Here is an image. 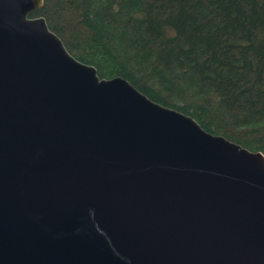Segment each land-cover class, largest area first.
<instances>
[{
    "label": "water",
    "instance_id": "1",
    "mask_svg": "<svg viewBox=\"0 0 264 264\" xmlns=\"http://www.w3.org/2000/svg\"><path fill=\"white\" fill-rule=\"evenodd\" d=\"M0 0V264H264V154L74 57Z\"/></svg>",
    "mask_w": 264,
    "mask_h": 264
},
{
    "label": "trees",
    "instance_id": "2",
    "mask_svg": "<svg viewBox=\"0 0 264 264\" xmlns=\"http://www.w3.org/2000/svg\"><path fill=\"white\" fill-rule=\"evenodd\" d=\"M28 15L100 77L264 154V0H43Z\"/></svg>",
    "mask_w": 264,
    "mask_h": 264
}]
</instances>
